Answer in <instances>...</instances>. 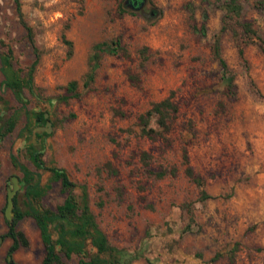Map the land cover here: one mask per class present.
Listing matches in <instances>:
<instances>
[{
	"label": "rangeland",
	"instance_id": "374dc122",
	"mask_svg": "<svg viewBox=\"0 0 264 264\" xmlns=\"http://www.w3.org/2000/svg\"><path fill=\"white\" fill-rule=\"evenodd\" d=\"M18 1L34 44L19 22L16 0H0V57L8 54L23 78L36 55L38 62L32 88L23 89L25 104L1 84L0 74V115L18 113L14 129L0 136V264H42L44 256L30 216L17 223L28 245L8 254L7 187L12 175L23 176L12 156L40 173L43 184L51 175L26 152L25 110L49 113L53 129L43 137L42 158L87 185L100 228L131 255L124 264H226L235 246V264H264V0H240L242 18L260 38L244 45L246 63L230 31L221 33L235 75L232 91L213 56L223 0H145L139 10L125 4L124 12L119 5L125 0ZM111 39L124 51L104 54L94 82L84 88L93 44ZM71 80L80 95L64 102L60 96ZM167 96L178 106L170 131L156 139L141 135L138 115ZM150 126L157 128L154 120ZM184 148L211 198L201 200L184 174ZM173 168L162 178L150 173ZM18 192L21 201L23 185ZM66 195L51 181L40 204L55 209ZM94 252L88 244L84 256ZM216 253L221 256L213 259ZM63 259L78 264L79 257Z\"/></svg>",
	"mask_w": 264,
	"mask_h": 264
},
{
	"label": "trees",
	"instance_id": "16d2710c",
	"mask_svg": "<svg viewBox=\"0 0 264 264\" xmlns=\"http://www.w3.org/2000/svg\"><path fill=\"white\" fill-rule=\"evenodd\" d=\"M125 2H121L119 9L125 11ZM223 25L219 34L215 36L213 42V56L218 61L221 69V79L229 90H233L235 86V75L231 71L226 59L222 53L221 33L228 29L233 38L237 42V52L240 60L246 63L244 54V45L259 38L253 22L249 19L242 18L243 5L240 0H223ZM16 14L19 22L24 27L29 41L34 44L32 28L24 19L20 2L16 0ZM260 39V38H259ZM70 48L72 42L67 41ZM120 50L124 51L119 39L98 41L92 46V52L88 59V67L83 76L82 85L88 88L95 80L96 72L101 64L104 54H117ZM71 54V51L68 53ZM38 62V55L30 65L26 78L21 77L19 68H15L8 54L0 57V74L3 76L1 84L10 89L17 100L25 104L23 100V89L32 88L33 71ZM67 93L60 96L64 102L71 97H78V83L76 80H71L66 85ZM178 106L167 96L159 101L153 102L151 106L139 114L137 124L140 127L141 135L148 138L156 139L163 137L165 133L170 131L171 120L173 115L177 113ZM45 111H27L25 110V124L23 128L26 131H31V124L43 125ZM18 119L17 111L13 112L8 117L0 115V136H5L11 132ZM151 120H154L157 128L150 126ZM46 133L38 136L41 143H36L26 146V152L30 160L39 169H48L51 172L49 182L43 184L41 182V174L35 173L26 165L20 163L16 156H12L14 166L22 171L23 193L22 199H19V192L13 197L14 201V216L11 221L6 220L8 225L7 235L12 239V243L8 248V254L12 255L20 246L26 247L28 241L24 233L17 228V223L25 216H30L34 219L40 237L44 245V256L42 264H67L63 257L68 260L73 255L79 257L78 264H124L129 256L123 248H118L111 244L106 234L100 228L95 214L90 208L89 194L85 183L77 184L73 182L64 168L56 166L47 167L42 156L43 137ZM148 153H141V160L147 163ZM182 164L184 165V174L199 188V197L201 200L211 198L212 196L204 189V178L196 173L190 164L188 151L186 148L182 152ZM156 178H162L168 173L174 174L175 169L170 171L161 169L157 171L150 170ZM51 181H59L61 189L67 193L64 200L56 206L55 209L42 207L40 200L50 188ZM79 188V193L75 189ZM20 202L22 206L20 205ZM52 231L56 232V237H52ZM90 244L95 248V252L90 257L86 258V247ZM236 246L231 248L227 255L226 264H235ZM220 253H216L213 259L220 257Z\"/></svg>",
	"mask_w": 264,
	"mask_h": 264
},
{
	"label": "water",
	"instance_id": "95a60500",
	"mask_svg": "<svg viewBox=\"0 0 264 264\" xmlns=\"http://www.w3.org/2000/svg\"><path fill=\"white\" fill-rule=\"evenodd\" d=\"M133 1V3H130ZM145 3V0H125V4L128 6H131L137 10L141 9ZM49 113L44 112V118L45 123L43 125H36L32 128L28 141L26 142V145H32L35 144L37 138L42 133L49 134L51 130L53 129L52 122L48 118ZM11 187H7V196H6V206L4 208V217L6 220L11 221L14 216V201L13 197L17 193V190L21 187L22 181L19 179L17 175H12L10 177ZM8 259H10V256H8Z\"/></svg>",
	"mask_w": 264,
	"mask_h": 264
},
{
	"label": "flooded vegetation",
	"instance_id": "af4514ba",
	"mask_svg": "<svg viewBox=\"0 0 264 264\" xmlns=\"http://www.w3.org/2000/svg\"><path fill=\"white\" fill-rule=\"evenodd\" d=\"M130 3H133V1H131ZM45 112H47V111H45ZM46 135H48V134H46Z\"/></svg>",
	"mask_w": 264,
	"mask_h": 264
}]
</instances>
